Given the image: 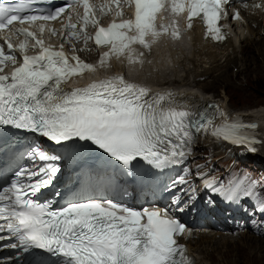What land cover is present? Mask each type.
<instances>
[{
	"label": "snow or ice",
	"instance_id": "1",
	"mask_svg": "<svg viewBox=\"0 0 264 264\" xmlns=\"http://www.w3.org/2000/svg\"><path fill=\"white\" fill-rule=\"evenodd\" d=\"M129 3L134 7L132 19L102 27L95 16H90L88 2L83 0L80 28L77 29L76 23H68L61 35L79 37L84 26L96 25L94 37L84 34V40L94 39L97 46L106 49L101 63L110 53L123 54L132 43L149 48L146 36L155 39L161 31L167 32L163 25L158 30L155 23L162 10L173 14L186 12L189 27L194 18H199L206 26V35L216 41L226 38L219 21L227 17L226 7L231 0H184L183 3L129 0ZM70 6L66 3L47 13L33 12L28 0H21L15 6L0 0V30L31 38L35 41L33 47L40 48L37 55H23L22 63L10 76L0 75V125L24 129L38 137L25 152L19 153V158L26 156L32 162L31 167L15 168L10 184L0 187V201H7L0 205V217L7 220L6 230L0 224V248H11L18 253L42 250L48 254L36 264H47L52 257H55L53 264H194L178 242L185 225L173 215L183 212L195 198L197 189L186 175L176 177L165 187V191L174 193L167 207L133 209L104 198L69 201L56 207L51 200L38 199L61 173L59 162L63 159L44 149L40 138L57 145L77 141L91 144L108 159L118 162L121 171H127L137 160L153 169H166L185 163L195 135L206 134L210 128L209 110L217 108L208 105L203 111L180 110L173 106L171 94L167 98L150 96L147 89L126 83L122 77L65 90L63 85L70 77L92 71V66L75 55L68 57L63 45L61 50L45 47L35 33L18 25L55 21L64 16L71 20V13L66 12ZM255 6L264 8V5ZM231 18L240 19L239 13ZM38 27L43 33L45 23H39ZM49 31L56 34L52 29ZM130 32L135 34L128 35ZM172 36L176 38L178 33L173 31ZM2 39L7 51L0 46V65L8 61L16 64L10 37L3 35ZM25 47L24 43L19 45L21 53ZM166 99L167 103H161ZM247 128L255 125L242 124L237 118L228 122L225 117L224 125L211 134L255 152L254 145L260 141L245 134L243 130ZM6 152L16 156L15 149L0 143V159ZM185 171L191 174L190 170ZM80 179L78 176L77 181ZM196 180L230 202L242 197L255 198L264 214V182L248 178L246 186H241V182L231 187V181L225 185L219 179H210L199 166Z\"/></svg>",
	"mask_w": 264,
	"mask_h": 264
},
{
	"label": "bare ground",
	"instance_id": "2",
	"mask_svg": "<svg viewBox=\"0 0 264 264\" xmlns=\"http://www.w3.org/2000/svg\"><path fill=\"white\" fill-rule=\"evenodd\" d=\"M255 5H264V0H239L235 4H233V6H232L233 9H236L233 16L238 12L239 15L245 19L244 24H245L246 29H247L248 34H249L248 36H245L240 41L241 42L240 43V50H239V52L241 53L240 57H238V50L235 46L236 38L232 37L228 31V26L230 24L227 25L225 23H222L226 26L227 32H226V36H225L226 38L223 41H219V42H214L210 39H203V32H202V30H200L201 27H200L199 23H195L194 27L189 32L183 34L179 40L171 41V40L165 38L164 36L160 37L162 39L158 40L156 42V44L161 41V43H166V44L168 43V44H172V45H173V43H175V44L181 43V44L191 45V47L193 49V56H194L193 57L194 59L192 60L193 66L197 67L198 61H201V63H204V66H203V69L197 70L194 72V78L191 79L190 81H186L184 83L182 82V84L176 83L173 81H166V82H160L157 85L160 86L163 84V85H168V86H173V87L178 85L180 87V91H181L179 93L182 95H185L184 96L185 98H187L188 100H191L193 102H196L197 104H203L204 102H207V100L209 98L210 99L215 98V96L212 97V95L211 96L208 95L209 90H211L213 88L212 84L218 83L221 87V91H223V89H229L228 86H231V85L234 86V84L229 81V80H231L230 79L232 76L231 73L229 74L230 77H226V78H224V76L222 75L224 73V71L227 70V68L231 67V64H237L238 65V62L241 61V62H243L244 67L241 68L239 74L241 75L245 71H247V73H246L247 75L252 73L254 70L252 68V66H254L253 64H256L255 53L257 52L256 51L257 48L255 45V42L262 40L261 35L264 32V8L256 7ZM248 9L253 11V16L246 15V13L252 14L251 13L252 11L251 12L246 11ZM157 15H158V18L161 17L159 14H157ZM238 49H239V47H238ZM249 52H251V54H249ZM127 53L126 52L123 53V54H125L124 59L127 60L126 69H127V71H132V70L134 71L137 68L136 66H138L140 64L139 63L140 61L136 62L137 60H130V54L127 56ZM134 53H138V52H134ZM248 54H249V56H247ZM81 55L85 59H89L86 55H84V53H81ZM102 55L98 58V61H99L98 65H96L94 67L95 73L105 72L104 69H102V68H104L105 66H108L109 64H111L113 62L115 64L116 61L119 62L117 67H120L121 62L115 58V57L120 56V55L110 53V55L107 58H105L104 62L101 63ZM143 55H144V53H143ZM143 55H141V56H143ZM94 57H95V55H94ZM96 57H97V55H96ZM113 58H115V59H113ZM139 59L140 58H138V60ZM90 60H92V59H90ZM220 60H222V61H220ZM160 63H161V61H160ZM256 67H257V65H256ZM121 72H123V67H122ZM97 75L100 76V75H105V74H97ZM202 76H204V78L210 77L211 82H209L210 80H208V79H207V81L206 80L202 81V80H200V78H198V77L202 78ZM73 78H72V83H74ZM104 78H106V77H104ZM95 79H98V77H96ZM136 79L141 80L140 77L136 78ZM83 81L86 82L85 85H87V86L94 83L93 81H89V80L87 81L86 79H84ZM148 84L150 85L149 82H148ZM197 87H200V89H202V91L205 94L203 95L202 92L197 93L195 91L192 93L190 92V90L192 91V88L196 89ZM196 93L199 95H197ZM169 94H171V93H169ZM225 99H226V97L224 95L223 100H219V101L223 106H225L226 109H228V105H227ZM246 102H248V101H246ZM257 103H263V100H258L257 102H255V101L251 102L250 105H252V107L248 108L249 110L247 109V111L244 112L246 117H248L250 120H252L253 122H256V123L258 121H261L264 118V107H263L264 105L263 104L261 105L262 107L259 108L261 111V115H259L260 113L259 112L257 113V111H256V113H257L256 117L258 118V121H256L255 114L250 113L251 110L259 107V105ZM263 121L264 120H262L261 122H263ZM261 122L260 123L258 122V123L261 125L262 124ZM262 128H263L262 130L264 131L263 126H262ZM209 140L210 139L204 140L203 143L198 145L199 150H202V152H204V154H208L213 150H220L218 154H223L227 149H229L227 147L228 145L226 146V145L220 144L219 142L216 143V142H211ZM205 143H207V144H205ZM233 149H235L234 152L239 157H242V158L253 157L254 160H258L262 164L261 166L264 167V143L261 145L260 151L256 154L253 152H250L246 149H243V148H233ZM204 154L202 155V154L197 153L196 155H199V159L196 161L204 163L205 159L200 160L202 158H206L207 155L205 156ZM218 154L215 156H212V159L220 160V162H218V163H215L217 161L214 162V164H215L214 167H216L218 164L227 163L226 159L223 158L222 156H219ZM205 169L206 168H204L203 170H205ZM219 174H221V172ZM252 233H253V231L251 229L243 228L242 232L237 234V236H236V237H238V240L236 242L237 245H234L235 241L233 243L230 242L233 238H231V240H230L228 238V234H226L224 231H220V230H212L210 232V234L209 233L208 234L200 233V234H198V240H196L194 243L192 242L193 236L182 237L181 242L187 245L189 251H194V252L197 251V254H199V255L206 253L207 255L213 256L212 253L208 254L207 245L209 246L210 243H214V241H216L215 240L216 236H218L219 239H217V241L215 242V246H216L215 251H217L219 254L221 264H261L257 260L258 256L254 254L255 251L253 252V250L249 248L250 250H252V252H247L246 249L244 248L247 246L246 244L248 242L249 243L255 242V243L263 246L264 240H263V242H261L260 238L255 237L254 235H252ZM230 237H231V235H230ZM190 238H191V240H190ZM203 243H204V245H203ZM211 245H213V244H211ZM253 248H255V247H253ZM213 249H215V247H213ZM199 258L200 259L196 258V264H205V262L208 259L206 256H202V255Z\"/></svg>",
	"mask_w": 264,
	"mask_h": 264
},
{
	"label": "rangeland",
	"instance_id": "3",
	"mask_svg": "<svg viewBox=\"0 0 264 264\" xmlns=\"http://www.w3.org/2000/svg\"><path fill=\"white\" fill-rule=\"evenodd\" d=\"M235 3H233V4H235ZM246 11L251 12L252 10L248 9ZM251 13L252 14L246 13V15L253 16V11ZM233 14H234V12H233ZM241 18L242 19L237 20L235 23H233V20L232 21L230 20L232 22L231 29H229V26H228V31L230 30L229 32H231L230 35L232 37L236 38L235 46L238 50V57H240V55H241V53L239 52L240 43H241L240 41L245 36L249 35L248 31L246 29V26L244 24L245 19L242 16H241ZM261 36H262V40L255 42L257 52L255 53L256 64H253L254 66H252V68L254 69L253 72L250 73L249 75H247L246 74L247 71H245V72H243V74L240 75L239 72H240L241 68L244 67L243 62H241V61L238 62V65L237 64H231V67L227 68V70L224 71V73L222 75L224 76V78H226V77H230L229 74L231 73L232 76L230 78L231 80H229V81L232 82L235 87L231 85V86H228L229 89H223V91H221L220 85L218 83H215V84H212L213 88L211 90H209L208 95L209 96L212 95V97L215 96V98L218 100H223L224 95H225V97H226L225 101L228 105V109L232 112H241V111L245 112V111H247L248 108L252 107V105H250L251 102H254V101L257 102L258 100H263V103H257L259 105V107L256 108L257 110L254 108L250 112V113L255 114V117H256V114L258 112L260 113L259 115H261V111L259 108L262 107L261 106L262 104L264 105V63H263L264 62V59H263L264 58L263 57L264 56V42H263L264 41V32L262 33ZM238 47H239V49H238ZM148 50H149V48H148ZM249 54H251V52H249ZM249 54L247 56H249ZM84 55H86L89 59L94 58V54H92L91 52H88V51L85 52ZM124 55L125 54H122L120 56L115 57L116 59H118L121 62L120 67H116L114 62H113V63L109 64L108 66H105L102 69H104V71H109V70L111 71L114 69H118L121 71L122 67H124V65L126 66V62H127V60L124 59ZM193 57H194L193 56V49H192L191 45H189V44H181V43L175 44V43H173V45H172V44H168V43L167 44L161 43V41H160L157 44L154 43V45L152 46L150 51L144 53V55L141 56V58H140L141 61L139 62L140 64L138 66H136L137 68L134 71L132 70V71H128V72L131 73L132 77H135V78L140 77L141 81L146 82V83L149 82L150 85H157L160 82H166V81H173V82L182 84V82L184 83L186 81H190L191 79H193L195 71L203 69L204 63H201V61L197 62V65H198L197 67L193 66V63H192V60L194 59ZM115 58H113V59H115ZM160 61H161V63H160ZM220 61H222V60H220ZM98 63H99V61H98ZM256 65H257V67H256ZM198 78H200V80H202V81L203 80L207 81V79H208V80H210L209 82H211L210 77L204 78V76H202V78L201 77H198ZM194 91L197 93L202 92L203 95L205 94L202 91V89H200V87H197L196 89L192 88V91L190 90L191 93ZM197 95H199V94H197ZM246 101H248V102H246ZM256 111H257V113H256ZM262 120H264V118ZM256 121H258L257 117H256ZM261 121H258V122L260 123ZM261 123H262L261 125L264 127V121ZM198 158L199 157L197 155L196 159H198ZM206 158H207V156H206ZM206 158H202L200 160H203ZM223 158H225V157H223ZM225 159H226V161L228 160V158H225ZM241 160H242V167H243L241 171L247 180H248V178H252V179H255L257 181L264 182V167L261 166L262 164L258 160H254L253 157H245V158H242ZM211 161L213 163L215 161H217L215 163L220 162V160H218V159L217 160L212 159ZM241 232H242V230H236L233 232L226 231L225 233L228 234V238L230 240H231V238H233L230 242L233 243L235 241L234 245H237L236 242L238 240V237H236V236H237V234H239ZM202 234H208V233H202ZM230 235H231V237H230ZM252 235H254L257 238H260L261 242H263L264 237H262L261 235H256L254 233H252ZM193 237H192V242L194 243L196 240H198V235L193 236ZM217 239H219L218 236H216L215 240L217 241ZM190 240H191V238H190ZM216 241H214V243H210L209 246L207 245L208 254L212 253L213 256L207 255L206 253L201 254L202 256H206L208 258L207 261L205 262V264H221L219 254L217 251H215L216 250V246H215ZM211 244H213V245H211ZM203 245H204V243H203ZM246 245L247 246L244 247L246 249V251L247 252H252V250H253V252L255 251L254 254L258 256L257 260L261 264H264V243H263V246L255 243V242H250V243L248 242ZM213 247H215V249H213ZM253 247H255V248H253ZM249 248L252 250H250ZM190 252L194 255V257H196L197 259H200L199 257L201 255L197 254V251H195V252L190 251Z\"/></svg>",
	"mask_w": 264,
	"mask_h": 264
}]
</instances>
